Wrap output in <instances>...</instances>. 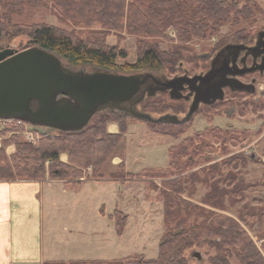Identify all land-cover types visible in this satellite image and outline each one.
Listing matches in <instances>:
<instances>
[{
    "label": "trees",
    "instance_id": "trees-1",
    "mask_svg": "<svg viewBox=\"0 0 264 264\" xmlns=\"http://www.w3.org/2000/svg\"><path fill=\"white\" fill-rule=\"evenodd\" d=\"M26 7H51L60 17L67 18L74 25L88 28V36L78 37L72 31L42 22L29 25L11 23V15L14 12L5 17L6 12L24 11ZM231 7L233 8L232 2L227 0H0V39L7 33V29L12 31L28 28L25 33L29 45H37L55 52L73 68L96 67L125 74L144 70L156 72L166 60L167 64H170L165 51L155 44L145 45L137 58L128 62L125 61L127 55L124 50L105 43L102 37L104 32L127 31L146 38L164 37L165 30L173 27L177 31L179 42L183 43L197 36L211 34L221 22L228 19ZM95 25L99 28L94 27ZM119 59L123 62L119 63ZM153 99L145 98L139 108L142 111H154L153 108L150 109ZM180 104L181 111H184L186 104ZM125 118L137 121L118 111H100L91 117L83 130L58 131L57 136L52 139L42 138L39 147L15 143V153L9 156L5 148L0 147V179L13 180L16 176L40 179L48 174L50 178L73 183L72 180L82 177L84 169L89 166L92 168V177H101L103 163L111 157L112 151L127 131ZM109 122L118 123L119 133L112 134L107 131L106 124ZM146 123L154 132L180 138L189 122ZM2 134L5 136L7 132ZM7 140L4 141L6 145L12 142ZM208 144L204 131L183 136L177 144L169 147L167 166L156 171L162 176L170 177L163 182L164 190L160 191L164 231L159 242L158 256L145 258L142 254H132L115 262L190 264L187 257L188 248L208 241L215 250L211 264H230L232 257L241 264L263 263L262 255L240 223L216 211H225L232 198L239 194L241 196L243 187L238 183L231 187L227 181L228 175H224L221 181L218 176L215 177L216 171L220 170V166L216 164L207 169L192 171L190 174L185 173L190 167L197 165L200 159H207L199 155ZM61 153L67 154L68 163L60 161ZM120 166L123 167L122 163ZM134 175L131 172L110 174L114 178H128ZM196 183L208 186V191L199 202L194 203L182 194L186 190L188 194L194 192ZM255 209L251 207L249 211L244 212L256 214ZM241 214L242 211L239 210L238 216L242 217ZM113 218L116 229L121 232L126 215L115 211Z\"/></svg>",
    "mask_w": 264,
    "mask_h": 264
},
{
    "label": "rangeland",
    "instance_id": "rangeland-1",
    "mask_svg": "<svg viewBox=\"0 0 264 264\" xmlns=\"http://www.w3.org/2000/svg\"><path fill=\"white\" fill-rule=\"evenodd\" d=\"M227 1H231L233 4L227 20L221 22L211 34L197 36L183 43L179 42L177 31L173 27L165 30L164 37L146 38L130 34L127 31H105L102 37H104L106 44L117 46L119 49L124 50L127 55L125 61L128 62H133L145 45L150 46L151 44H155L160 50L165 51L170 60L168 63L170 64H167L166 60V63L160 70L156 72L152 71L156 76L173 77L172 75L180 74L183 69H187L191 75L197 74L199 71L210 66L212 55L215 53V49L218 47L220 41L219 38H222L223 35H232L234 33L236 39L239 37H247V39L253 37L255 39L259 30H264V0ZM11 12H14L11 15V23L29 25L42 22L63 30L72 31L78 37L85 38L88 36V28L74 25L67 18L60 17L58 12L51 7H26L24 11L6 12L5 17L9 13L11 14ZM94 27L99 28L98 25ZM27 30L28 28L12 31L7 29V33L0 39V50L13 49L14 51H22L34 46L27 43L28 37L27 33H25ZM118 61L119 63L123 62L120 59ZM257 87V91L250 97L236 95L235 98L231 97L224 104L212 106V108H203L202 111L198 110V113L186 124L188 127L180 138H173L154 132L146 122L139 120L131 121L128 118L124 119L128 125L127 131L112 151L111 157L107 159V162L103 163L101 173L105 178H112L110 176L111 173L123 172L125 168L126 170L135 172L134 176L124 178L120 182L126 186H138V191L134 189V191L126 192V194H130V198L136 197L137 199L150 202V206L149 203L145 202V206L140 209L142 215H138V218L145 220L146 223H138L141 234L140 237L135 238V243L131 242L128 245L126 240L125 245L128 250L142 253L145 258H156L158 256L159 242L164 231L163 205L160 191L164 190L163 182L165 183L170 177L162 176L156 173V171L167 166L168 149L170 146L177 144L183 136H191L199 131H204L209 144L205 147L206 151L202 150L199 156L207 157V159H200L197 165L190 167L185 173L190 174L192 171L207 169L216 164L220 166V170L216 171L215 177L218 176L217 178L221 181L224 175H228L227 181L231 184V187L236 183L243 187L241 196L239 194L232 198V202L229 205L226 203L228 206L225 211H216L226 214L240 223L264 260V94L259 93V90L264 93L263 78L257 82ZM150 98H154L150 107L154 111L146 112L155 117L166 113H173V111L179 108L181 109L180 105L182 104L179 101L171 99L165 92H157L155 96ZM226 111L234 112L230 117H227ZM177 114L179 117H182V114ZM107 124H116L118 126L116 122H109ZM29 125L30 129L38 131L39 135L40 133L43 134L35 142L25 139L24 135L19 133L23 130V127L17 126L14 122L9 123L0 120V131L4 134L7 132V141L12 140L9 144L11 147L6 148L7 152L8 150L10 151V155L15 153V143L30 144L36 148L39 147L42 138L52 139L57 136V130L32 124ZM114 126L111 125L110 129L111 127L114 129ZM117 133H119V126ZM113 155L119 156L125 161L126 167H123L124 170L121 166H118L120 164L112 165L110 161H112ZM91 174L92 168L87 176L90 177ZM14 178L26 179L18 178V176ZM228 182H225V184ZM94 183L119 184L112 180L85 182V184ZM207 191L208 186L196 183V190L194 192L188 194L186 190L182 196L196 203L201 200V197ZM158 199H160L159 205H156L155 203ZM226 201H228V198ZM251 207L256 208L254 210L256 214L244 212L249 211ZM239 210L242 211V217L238 216ZM117 212L125 215L122 211L117 210ZM187 251V257L193 264H211L210 262L215 256L214 247L208 241L190 247ZM192 251L200 252L202 255L201 262L198 263L195 257L194 259L192 257L193 261H191L189 255ZM230 264L241 263L232 257L230 258ZM262 264H264V261Z\"/></svg>",
    "mask_w": 264,
    "mask_h": 264
},
{
    "label": "water",
    "instance_id": "water-1",
    "mask_svg": "<svg viewBox=\"0 0 264 264\" xmlns=\"http://www.w3.org/2000/svg\"><path fill=\"white\" fill-rule=\"evenodd\" d=\"M263 38L264 31H261L255 46H231L237 53L247 48V54H253L254 59L263 55L253 71L264 69ZM218 58L216 55L211 60L204 75L167 78L147 70L125 74L96 67L73 68L55 52L37 45L22 51L3 49L0 50V120H21L57 131L78 132L88 125L94 114L118 111L143 122L183 124L192 119L200 102L213 103L222 97L224 85L233 87L239 82L234 78L235 72L229 71L230 78L225 77L227 71L221 73L224 65L215 68ZM184 84L189 86L188 97L194 94L184 116L166 113L155 117L139 109L146 97L155 96L157 92L168 91L173 100L188 98L182 94L186 90ZM191 256L196 257L198 263L202 260L198 251H192Z\"/></svg>",
    "mask_w": 264,
    "mask_h": 264
},
{
    "label": "crops",
    "instance_id": "crops-1",
    "mask_svg": "<svg viewBox=\"0 0 264 264\" xmlns=\"http://www.w3.org/2000/svg\"><path fill=\"white\" fill-rule=\"evenodd\" d=\"M107 131L117 133L118 126L108 124ZM5 139L1 132L0 147L6 150L11 145L4 144ZM59 159L68 163L66 153ZM110 162L126 167L116 155ZM90 170L84 169L73 183L48 174L40 179H0V264H119L115 261L142 254L128 250L125 242L140 237L138 223L146 222L138 215L150 202L130 198L126 192L138 191V186H126L120 182L124 178L88 177ZM123 172L135 174L126 168ZM97 180L119 184H85ZM117 210L126 215L121 232L113 218Z\"/></svg>",
    "mask_w": 264,
    "mask_h": 264
},
{
    "label": "flooded vegetation",
    "instance_id": "flooded-vegetation-1",
    "mask_svg": "<svg viewBox=\"0 0 264 264\" xmlns=\"http://www.w3.org/2000/svg\"><path fill=\"white\" fill-rule=\"evenodd\" d=\"M264 31V30H259V32ZM258 32V33H259ZM257 33V35H258ZM256 35V37H257ZM219 44L218 47L215 49V53L212 55V59L217 55L219 58L216 62L215 68H220V66L224 65V68L222 70V74H224L227 71L226 74V78H230L232 77V74L229 72H235V76L234 78L238 79L239 82H236V84H233L234 86L232 87L231 85L227 86L224 85L222 88V97L218 98L216 101H214L211 104H206V103H201L199 104V107L197 109V111H202V109L204 108H212V106H217V105H221L224 104L226 101L230 100L231 97L235 98L236 95H246V96H251L253 95V93H255L257 91V82L261 81V79L263 78L264 81V69L260 70H252V69H256L257 65L260 64L261 62V56H263L262 54L259 57H256L254 59L253 54H247L249 52V50L247 48L241 49L238 51V53L231 48V46L234 45H244L246 47H253L256 45V41L257 39L250 37L249 39H247V37H239L238 39H236L234 33L231 34H227V35H223L222 38H219ZM264 40V38H263ZM211 59V60H212ZM211 63V61H210ZM210 66L208 68H205L201 71H199V73L197 74H189L187 69H183L182 72H180V74H176V75H172L173 77L175 76H186L188 78H192L195 75H200V74H205L208 70H209ZM252 75V76H250ZM248 76H250L248 79H246ZM217 77V76H216ZM215 77V82H217V78ZM168 78V77H167ZM172 78V77H169ZM223 80L222 78L220 79V81ZM200 84L199 81H197L196 85L198 86ZM246 86V88H242V89H236L234 88L235 86ZM249 85H252L251 87ZM189 86L187 84H184V88H186V90L182 91V94L184 96L189 95ZM261 89V88H260ZM168 96V91L165 92ZM260 94H264L261 90H259ZM194 95V94H193ZM193 95L189 96L188 98H181L179 100H175V101H179V102H185L186 104V109H184V111H181V109L179 108L178 112L173 111V114H182V116H184L188 109H189V105L191 104L192 100H193ZM246 98V97H245ZM216 108V107H215ZM140 109V108H139ZM141 110V109H140ZM196 111L195 114H197L198 112ZM234 111H226L227 117H230L233 114ZM194 114V115H195ZM178 115V114H177ZM193 118V117H192ZM192 252L190 253V258L191 261H193L192 256H191ZM196 261L197 258L195 257ZM189 262L190 259L188 258ZM198 262V261H197ZM190 264H193L192 262H190Z\"/></svg>",
    "mask_w": 264,
    "mask_h": 264
},
{
    "label": "built area",
    "instance_id": "built-area-1",
    "mask_svg": "<svg viewBox=\"0 0 264 264\" xmlns=\"http://www.w3.org/2000/svg\"><path fill=\"white\" fill-rule=\"evenodd\" d=\"M3 122H14L17 126H21L23 127V130H21L22 135H24L25 139L31 141V142H35L36 140H38V138H40L41 135H43L42 133H38V131H33L32 129H30V125L24 121L21 120H1Z\"/></svg>",
    "mask_w": 264,
    "mask_h": 264
}]
</instances>
